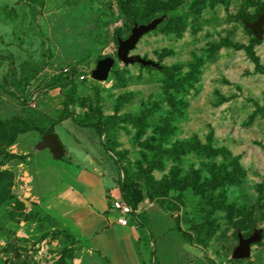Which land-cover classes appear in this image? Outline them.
Wrapping results in <instances>:
<instances>
[{
    "label": "rangeland",
    "instance_id": "rangeland-1",
    "mask_svg": "<svg viewBox=\"0 0 264 264\" xmlns=\"http://www.w3.org/2000/svg\"><path fill=\"white\" fill-rule=\"evenodd\" d=\"M40 1L0 0V264H264V32L248 26L264 0ZM151 22L131 51L149 63L120 60ZM66 94L105 131L57 123L55 158L28 122ZM112 158L137 201L128 226ZM239 233L260 234L246 259Z\"/></svg>",
    "mask_w": 264,
    "mask_h": 264
},
{
    "label": "water",
    "instance_id": "water-1",
    "mask_svg": "<svg viewBox=\"0 0 264 264\" xmlns=\"http://www.w3.org/2000/svg\"><path fill=\"white\" fill-rule=\"evenodd\" d=\"M155 22H151L144 25L135 26L132 29L131 34L124 40L119 41V47L117 50V56L125 63L140 62L144 65L149 61L143 59L139 55L131 54V51L135 48V45L140 36L153 28ZM263 25H264V12L258 16V18L248 26L251 28L256 38L261 39L263 37ZM115 59L111 56L104 57L98 60L96 67L92 70L91 76L98 81H105L108 78L109 72L114 64ZM41 148H48L55 158H60L64 154V147L55 132H51L45 135L44 141L41 143ZM239 242L232 253L234 259H246L250 256L251 244L257 242L260 239L259 233H254L248 237H244L241 233L238 234Z\"/></svg>",
    "mask_w": 264,
    "mask_h": 264
},
{
    "label": "trees",
    "instance_id": "trees-1",
    "mask_svg": "<svg viewBox=\"0 0 264 264\" xmlns=\"http://www.w3.org/2000/svg\"><path fill=\"white\" fill-rule=\"evenodd\" d=\"M23 1H25L31 7L32 6H39V8H41V6L43 4L40 0H23ZM32 9H34V8H32ZM40 33H41L40 35L44 39L43 43L45 44V41H47L45 34L43 33L42 30H40ZM46 51H49V48H47ZM48 57H49V54L47 52H45V59L43 60V62L38 64V66H34L31 69L25 70V72L26 73H29V71L37 72L38 70L43 69L44 65L46 63L45 60L47 61ZM0 59H1V55H0ZM59 76H60L59 74L52 76L50 78V80L46 83V85H51V84L55 83L57 81V79L59 78ZM31 78H32V76L30 74H28L27 78H26V82L29 81ZM79 102H78V108H80L81 110H76L75 108H72V105L75 102L69 94H66V101H65V105H64V110L57 118L50 120L49 124H43L40 121L39 122L35 121L34 118H32L31 121H29L28 123L31 126L38 128L42 133L48 134V133L54 132V127H53L54 125H56L59 122L64 121L65 119L70 118L74 122H76L80 125L89 126V127L94 128L97 135H98V138L101 140L103 133L105 131L103 122L100 119L94 117L88 110L83 108L81 101H79ZM101 143L103 145L102 141H101ZM113 161H114L116 173L118 176V184H119V190H120L121 197L125 201H127L129 204H131L135 210H138L137 209L138 207L136 205L137 201L133 197L132 190L130 189L131 188L130 184L124 182V178L121 177V174H122L121 166L114 159H113ZM153 254H154V252H152V255ZM154 264H160V263L155 260Z\"/></svg>",
    "mask_w": 264,
    "mask_h": 264
},
{
    "label": "built area",
    "instance_id": "built-area-1",
    "mask_svg": "<svg viewBox=\"0 0 264 264\" xmlns=\"http://www.w3.org/2000/svg\"><path fill=\"white\" fill-rule=\"evenodd\" d=\"M111 210L117 214L118 223L121 226H128L130 223L136 221L138 217V210H135L132 205L125 201L122 197L112 200Z\"/></svg>",
    "mask_w": 264,
    "mask_h": 264
},
{
    "label": "crops",
    "instance_id": "crops-1",
    "mask_svg": "<svg viewBox=\"0 0 264 264\" xmlns=\"http://www.w3.org/2000/svg\"><path fill=\"white\" fill-rule=\"evenodd\" d=\"M68 119H70V118H68ZM65 120H67V119H65ZM71 120H72V119H71ZM54 132H55V131H54ZM61 143H62V142H61ZM62 145H63V144H62ZM63 147H64V146H63ZM65 153H68V152H67L66 149L64 148V154H65ZM64 154H63V155H64ZM86 154L89 155L90 157L92 156V155L90 154V152H89V154L86 152ZM91 158H92V157H91ZM91 162H92V160H91ZM115 170H116V169H115ZM115 172H116V171H115ZM118 190H119V189H118ZM119 191H120V190H119ZM106 230H107V229H106ZM103 231H104V230H103ZM100 233H101V232H100ZM100 233H99L98 236H97L98 239L101 237V234H100Z\"/></svg>",
    "mask_w": 264,
    "mask_h": 264
}]
</instances>
